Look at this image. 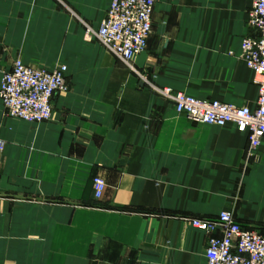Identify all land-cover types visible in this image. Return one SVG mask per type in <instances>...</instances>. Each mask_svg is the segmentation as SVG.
<instances>
[{
  "label": "crops",
  "instance_id": "0c3cea01",
  "mask_svg": "<svg viewBox=\"0 0 264 264\" xmlns=\"http://www.w3.org/2000/svg\"><path fill=\"white\" fill-rule=\"evenodd\" d=\"M252 2L155 0L131 67L83 36L109 0L30 4L58 17L68 90L40 123L6 116L0 99V258L14 248L35 264H205L211 233L190 221L221 211L264 233V137L251 148L233 124L190 120L159 91L254 108L241 57L242 38L255 35ZM12 58L0 43V71ZM94 178L105 184L99 197Z\"/></svg>",
  "mask_w": 264,
  "mask_h": 264
},
{
  "label": "built area",
  "instance_id": "2783aa9c",
  "mask_svg": "<svg viewBox=\"0 0 264 264\" xmlns=\"http://www.w3.org/2000/svg\"><path fill=\"white\" fill-rule=\"evenodd\" d=\"M154 6L155 0H109L97 28L84 24L85 35L96 38L108 52L131 67L135 56L146 49ZM247 25L255 35L242 38L241 57L253 72L257 85L254 108L200 99L169 89L159 91L173 101L177 113L202 124L219 127L233 124L239 132L247 134L250 147L256 148L264 137V0H253ZM66 90L64 69H38L19 58L0 80L5 115L30 123L50 120L53 96ZM104 185L102 179L94 178L96 197L101 195ZM190 222L196 229L211 233L204 251L205 264H264V233L245 228L231 212L221 211L215 220L194 218ZM219 229L220 234L213 235Z\"/></svg>",
  "mask_w": 264,
  "mask_h": 264
},
{
  "label": "rangeland",
  "instance_id": "374dc122",
  "mask_svg": "<svg viewBox=\"0 0 264 264\" xmlns=\"http://www.w3.org/2000/svg\"><path fill=\"white\" fill-rule=\"evenodd\" d=\"M19 2L20 0H0V43L6 54L10 53V56L12 54L11 64L19 58L25 64L38 69H64L67 78L68 65L64 60L66 54L61 52L57 47L56 40L53 39L57 35V30L52 23H57V15L48 10H38V8L30 6L40 0H28V8H21ZM6 5L11 6V17L8 16L10 10L5 8ZM20 11L24 14H20ZM21 16L22 19H20ZM82 27L85 40L97 41L94 37L86 36L85 25L82 24ZM6 70L8 69L0 71V80ZM139 77L144 81L147 79L142 74H139ZM0 261L1 264H35L33 253L29 250L14 248L11 258L1 257Z\"/></svg>",
  "mask_w": 264,
  "mask_h": 264
}]
</instances>
